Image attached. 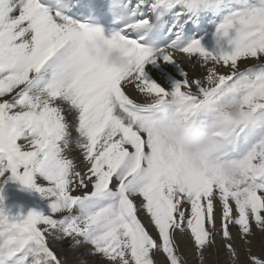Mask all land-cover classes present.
Masks as SVG:
<instances>
[{
    "label": "snow or ice",
    "instance_id": "1",
    "mask_svg": "<svg viewBox=\"0 0 264 264\" xmlns=\"http://www.w3.org/2000/svg\"><path fill=\"white\" fill-rule=\"evenodd\" d=\"M70 6L0 0V264H69L65 241L76 264H190L178 236L194 264H264V0H113L110 36ZM96 39L128 68L93 60ZM174 101L213 137L197 158L157 119ZM9 180L47 211H5Z\"/></svg>",
    "mask_w": 264,
    "mask_h": 264
},
{
    "label": "clouds",
    "instance_id": "2",
    "mask_svg": "<svg viewBox=\"0 0 264 264\" xmlns=\"http://www.w3.org/2000/svg\"><path fill=\"white\" fill-rule=\"evenodd\" d=\"M87 53L93 59H99L110 69L126 70L128 58L118 50H112L104 39H96L87 45ZM234 106L229 109V115L236 120L240 119V108ZM185 106L174 101L170 109L163 110L157 117L160 121L167 140L187 155L197 158L210 150L213 137L208 129L188 125L184 122L182 113Z\"/></svg>",
    "mask_w": 264,
    "mask_h": 264
},
{
    "label": "bare ground",
    "instance_id": "3",
    "mask_svg": "<svg viewBox=\"0 0 264 264\" xmlns=\"http://www.w3.org/2000/svg\"><path fill=\"white\" fill-rule=\"evenodd\" d=\"M177 61H181L183 63V67L188 71L189 77L198 76L200 75L199 69H193L187 62V60L184 58L183 54L176 53L174 57ZM164 71L169 73L172 76H176V71L171 66H164ZM151 73L153 77L161 83L162 86L167 87L168 85L165 82L164 77L159 71L151 70ZM139 99V98H137ZM142 102V101H139ZM70 122H73V118L71 116L68 117ZM72 136L75 137V128L71 129ZM70 156H77L78 153L73 151L69 153ZM43 183V181H41ZM4 201H3V208L5 211L10 213L11 215H18L21 212L24 214H27L29 211L36 210V211H47V204L48 202L44 200L41 195L37 192L25 189L22 185H20L18 182H13L9 180L7 184L5 185L4 192ZM36 198V199H35ZM35 201H37V204H35ZM139 218L141 219L142 223H144L146 226L149 227V230L151 231V226L149 225L148 218L144 213L139 214ZM178 242H181V250L185 252V255L188 257L190 264H194V261L192 260L191 252H190V244L188 245V248H185L186 241H182L181 238L177 237ZM261 241L260 234H257V237L255 238V242L259 244ZM69 241H65L62 245L56 246L55 250L62 255L66 256L68 259L69 264H76L79 257L77 254L73 251H70L69 249ZM80 253H83L84 249L77 250ZM85 259L89 260L90 264H95V261L90 256H85ZM216 258L214 256H210L209 258V264H212V262ZM225 259V256L223 254V250H221L220 260L223 261Z\"/></svg>",
    "mask_w": 264,
    "mask_h": 264
},
{
    "label": "rangeland",
    "instance_id": "4",
    "mask_svg": "<svg viewBox=\"0 0 264 264\" xmlns=\"http://www.w3.org/2000/svg\"><path fill=\"white\" fill-rule=\"evenodd\" d=\"M36 199V198H35ZM35 204H37V201H35Z\"/></svg>",
    "mask_w": 264,
    "mask_h": 264
}]
</instances>
